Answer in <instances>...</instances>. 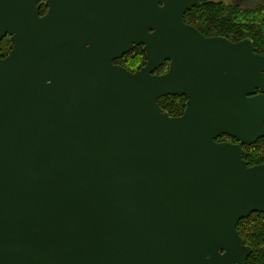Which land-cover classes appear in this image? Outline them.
<instances>
[{
  "label": "water",
  "instance_id": "1",
  "mask_svg": "<svg viewBox=\"0 0 264 264\" xmlns=\"http://www.w3.org/2000/svg\"><path fill=\"white\" fill-rule=\"evenodd\" d=\"M201 2L0 0V264L247 262L264 55L186 23ZM140 46L143 68L115 64Z\"/></svg>",
  "mask_w": 264,
  "mask_h": 264
},
{
  "label": "trees",
  "instance_id": "2",
  "mask_svg": "<svg viewBox=\"0 0 264 264\" xmlns=\"http://www.w3.org/2000/svg\"><path fill=\"white\" fill-rule=\"evenodd\" d=\"M43 3V0H40ZM48 8L43 5L41 13L45 15ZM185 21L198 29L206 37H224L232 42L251 39L257 53L264 55V0H258L252 8H241L235 4L226 5L221 1L202 0L199 7L189 11ZM0 55H6L12 50L9 38L0 43ZM128 60H135L136 65H130ZM131 72H136L146 65V55L143 47L117 61ZM167 67L161 69L162 72ZM185 96H171L159 101L164 112L171 117H180L186 109ZM249 167L264 164V139L259 140L250 149V154L244 159ZM238 232L245 244L253 249V253L245 264H264V214H253L248 219L242 220L238 225Z\"/></svg>",
  "mask_w": 264,
  "mask_h": 264
},
{
  "label": "flooded vegetation",
  "instance_id": "3",
  "mask_svg": "<svg viewBox=\"0 0 264 264\" xmlns=\"http://www.w3.org/2000/svg\"><path fill=\"white\" fill-rule=\"evenodd\" d=\"M46 7V6H45ZM48 12V11H47ZM187 23V22H186ZM190 25V24H189ZM10 53V52H9ZM8 53V54H9ZM8 54L6 55V57L8 56ZM3 58H5V57H3ZM115 64H117V65H120V66H122L123 68H125L126 69V67H124L123 65H121V64H118L117 63V61L115 62ZM169 66H170V63L169 62H166L157 72H156V74H158V75H163V74H166L168 71H169ZM144 67V66H143ZM142 67V68H143ZM163 67H167L166 68V70L164 71V72H162L161 71V69L163 68ZM260 94V92H258L256 95H259ZM187 103V102H186ZM218 142H224V143H231V144H234V145H241L240 144V142L238 141V140H236V139H234V138H231V137H228V136H223V137H221V138H219L218 139ZM242 147V149L246 152V155H244V159L245 158H247L248 156H249V154H250V149L252 148V147H254V145H252V146H246V145H242L241 146ZM248 164V163H247Z\"/></svg>",
  "mask_w": 264,
  "mask_h": 264
},
{
  "label": "rangeland",
  "instance_id": "4",
  "mask_svg": "<svg viewBox=\"0 0 264 264\" xmlns=\"http://www.w3.org/2000/svg\"><path fill=\"white\" fill-rule=\"evenodd\" d=\"M216 1H221L226 5H231V4H235L241 8H252L256 5L258 0H216ZM5 49H7L5 46H2L0 50L4 51ZM135 60H128L125 63H128L130 65H136Z\"/></svg>",
  "mask_w": 264,
  "mask_h": 264
}]
</instances>
